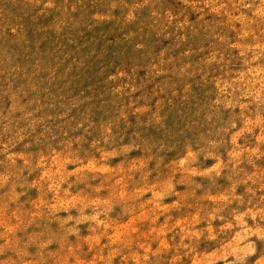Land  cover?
<instances>
[{"label":"rangeland","instance_id":"374dc122","mask_svg":"<svg viewBox=\"0 0 264 264\" xmlns=\"http://www.w3.org/2000/svg\"><path fill=\"white\" fill-rule=\"evenodd\" d=\"M0 264H264V0H0Z\"/></svg>","mask_w":264,"mask_h":264}]
</instances>
